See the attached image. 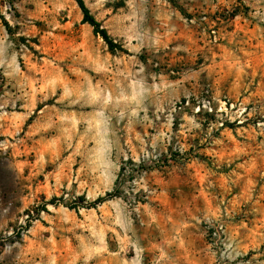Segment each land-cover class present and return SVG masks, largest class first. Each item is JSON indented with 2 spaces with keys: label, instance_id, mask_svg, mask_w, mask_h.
<instances>
[{
  "label": "rangeland",
  "instance_id": "rangeland-1",
  "mask_svg": "<svg viewBox=\"0 0 264 264\" xmlns=\"http://www.w3.org/2000/svg\"><path fill=\"white\" fill-rule=\"evenodd\" d=\"M83 1L0 0V264H264V0Z\"/></svg>",
  "mask_w": 264,
  "mask_h": 264
},
{
  "label": "trees",
  "instance_id": "trees-1",
  "mask_svg": "<svg viewBox=\"0 0 264 264\" xmlns=\"http://www.w3.org/2000/svg\"><path fill=\"white\" fill-rule=\"evenodd\" d=\"M77 2L83 13V22L93 27L95 34L100 35L104 39V41L109 45V47L113 50L114 47H116V44L114 43L112 37L109 35V32L105 28H103L100 22H98L97 19L92 15L90 9L86 6L83 0H77ZM0 18H2L1 13ZM4 22L9 28V24L6 21ZM112 197L113 194L109 192L105 196L99 197L96 201H94V203H91L90 205L93 206L94 204L97 205L100 203H104L107 200H110ZM70 208L73 209L75 207Z\"/></svg>",
  "mask_w": 264,
  "mask_h": 264
}]
</instances>
